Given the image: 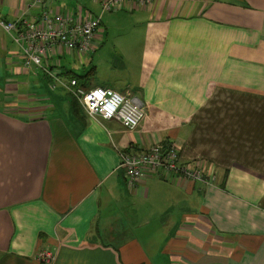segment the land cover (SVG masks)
Instances as JSON below:
<instances>
[{
    "label": "crops",
    "instance_id": "crops-1",
    "mask_svg": "<svg viewBox=\"0 0 264 264\" xmlns=\"http://www.w3.org/2000/svg\"><path fill=\"white\" fill-rule=\"evenodd\" d=\"M102 1L43 0L101 16L87 53L56 46L49 72L0 24V264H264V0ZM29 2L0 0V21L37 22ZM69 77L144 118L74 113ZM169 142L216 184L146 170L128 186L120 150Z\"/></svg>",
    "mask_w": 264,
    "mask_h": 264
},
{
    "label": "built area",
    "instance_id": "built-area-1",
    "mask_svg": "<svg viewBox=\"0 0 264 264\" xmlns=\"http://www.w3.org/2000/svg\"><path fill=\"white\" fill-rule=\"evenodd\" d=\"M155 0H103L101 13L115 11L123 8L125 2H132L138 6L152 4ZM40 8L37 22L25 18L15 21H0L6 31L19 30L15 37L22 54L27 61L49 72L45 61L54 52L56 46L66 49L78 50L81 53L88 51L92 40L101 25V16L89 15L77 19L51 12L44 8L43 0H30L25 5L26 10ZM65 91L74 98L82 107L86 116L103 120L115 119L124 127L133 130L140 124L145 115V110L138 100L125 97L111 88L84 87L73 77L62 82ZM121 167L125 172L126 184L134 186L143 178L146 170L152 175L160 176L167 173L180 176L190 181H199L205 185L216 184V175L207 165L199 162H182L177 146L173 142L166 144L156 143L142 152L132 153L120 150ZM54 258L51 250H42L37 259L41 264L50 263Z\"/></svg>",
    "mask_w": 264,
    "mask_h": 264
},
{
    "label": "trees",
    "instance_id": "trees-1",
    "mask_svg": "<svg viewBox=\"0 0 264 264\" xmlns=\"http://www.w3.org/2000/svg\"><path fill=\"white\" fill-rule=\"evenodd\" d=\"M68 95H69V94H68ZM69 96H70V95H69ZM70 97H71V96H70ZM71 100H72V102H71L70 104H71V106H72V110H73L74 113L77 114V109H78L77 107H80V106H79V104L76 103L77 101L74 100V98L71 97ZM195 162H198V161H195Z\"/></svg>",
    "mask_w": 264,
    "mask_h": 264
},
{
    "label": "rangeland",
    "instance_id": "rangeland-1",
    "mask_svg": "<svg viewBox=\"0 0 264 264\" xmlns=\"http://www.w3.org/2000/svg\"><path fill=\"white\" fill-rule=\"evenodd\" d=\"M97 34V33H96ZM96 36V35H95ZM75 100V99H74ZM80 106V105H79ZM80 108L82 109V107L80 106ZM215 175H216V172H215ZM216 178H217V176H216ZM216 183V182H215ZM204 184H206V183H204ZM44 264V263H43ZM46 264H48V263H46Z\"/></svg>",
    "mask_w": 264,
    "mask_h": 264
}]
</instances>
